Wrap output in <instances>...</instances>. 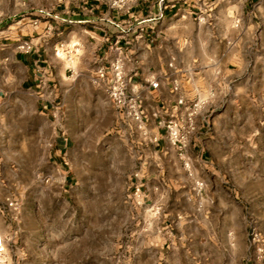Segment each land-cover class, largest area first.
<instances>
[{
  "label": "rangeland",
  "instance_id": "rangeland-1",
  "mask_svg": "<svg viewBox=\"0 0 264 264\" xmlns=\"http://www.w3.org/2000/svg\"><path fill=\"white\" fill-rule=\"evenodd\" d=\"M58 1L0 0V18ZM230 4L202 16L222 24L242 11ZM256 11L258 29L235 34L227 51L215 24L197 27V53L201 42L221 49L199 54L206 62L215 56L240 68L231 83L203 85V97L215 92L209 166L140 145L87 74L57 84L51 120L15 85L0 100V264H264V4ZM63 131L69 144L58 159L53 144ZM136 175L144 176L141 193L166 194L164 223L154 219L162 209L138 203Z\"/></svg>",
  "mask_w": 264,
  "mask_h": 264
},
{
  "label": "crops",
  "instance_id": "crops-1",
  "mask_svg": "<svg viewBox=\"0 0 264 264\" xmlns=\"http://www.w3.org/2000/svg\"><path fill=\"white\" fill-rule=\"evenodd\" d=\"M212 1L215 7L234 2ZM235 2L238 4H232L239 5L242 11L226 16L222 24L216 14L203 18L208 22L200 19L203 11L200 0H169L164 6L160 0H135L129 11H120L96 0H59L40 3L15 19L0 18V100L8 97L15 85L20 86L23 91L34 95L37 109L51 120V115L59 108L55 104L57 84H62L69 76L84 74L93 80L99 67L110 65L115 57L112 46L119 44L124 51L130 86L140 94L146 113L144 129L138 128L135 120L125 117L123 120L131 130L140 133V145L151 146L155 154L169 149L179 154L168 143L164 130L157 126V120L176 103L173 79L181 80L188 98L202 96L204 84L216 86L232 82L240 68H232L229 63L221 65L215 56L206 62L199 54L217 52L218 49H210L201 42L200 53H197L196 31L198 26L215 24L217 36L224 38L219 44L224 50L238 45L233 39L235 34L246 32L251 35L258 29L253 20L258 17L256 10L262 7L264 0ZM24 41L31 42L29 51L18 47ZM237 59L233 60L237 62ZM170 62L173 66L169 65ZM154 77L160 82L157 88L150 83ZM204 120L205 115H200L199 128L187 154L209 166L212 150L208 147ZM64 133L57 132L53 144L58 159H62L68 149L69 141ZM154 135H158V142L151 141ZM158 161L163 165V159L158 158ZM136 176L138 179L134 183L143 187L144 176ZM139 197L141 207L152 205L151 210L155 207L162 209L154 218L158 224L168 220L163 191L146 187Z\"/></svg>",
  "mask_w": 264,
  "mask_h": 264
},
{
  "label": "built area",
  "instance_id": "built-area-1",
  "mask_svg": "<svg viewBox=\"0 0 264 264\" xmlns=\"http://www.w3.org/2000/svg\"><path fill=\"white\" fill-rule=\"evenodd\" d=\"M97 2L106 3L112 8L120 11H129L135 0H96ZM169 0H160L162 6ZM186 1V0H185ZM202 12L212 10L215 7L212 0H200ZM201 18V17H200ZM204 18V16H202ZM21 49L29 51L32 44L24 41L18 46ZM115 57L109 66H101L97 69L93 76V81L101 85L109 100L118 108L122 117L129 120H135L138 128L144 129L146 113L142 106L141 96L136 88L130 86V77L125 71V56L122 46L114 44L112 46ZM59 54V50H56ZM173 66V62L169 63ZM151 85L155 88L159 87V80L153 78ZM172 90L177 93L176 103L170 108L167 114L161 116L157 120V126L164 130L165 137L169 144L175 147L181 156H185L192 142L195 140L196 132L199 128V117L205 115L203 126L206 130L210 125L211 110L210 104L215 97V92L211 91L206 97L201 95L188 98L184 91V86L179 79H173ZM147 131L144 134L147 135ZM151 141L158 142V135H154ZM134 194L140 196L142 184H134ZM10 205L16 206L17 201L10 200ZM6 238L0 234V253L6 249Z\"/></svg>",
  "mask_w": 264,
  "mask_h": 264
}]
</instances>
